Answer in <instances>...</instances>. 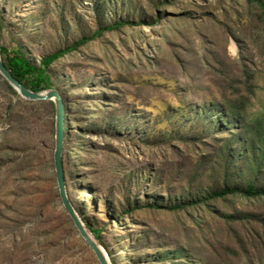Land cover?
Wrapping results in <instances>:
<instances>
[{
  "label": "rangeland",
  "instance_id": "obj_1",
  "mask_svg": "<svg viewBox=\"0 0 264 264\" xmlns=\"http://www.w3.org/2000/svg\"><path fill=\"white\" fill-rule=\"evenodd\" d=\"M259 13L247 0H0V45L34 64L70 47L45 68L65 107V188L111 264H264V198L165 206L207 194L228 143L245 177L239 128L217 131L204 109L243 99L247 121L264 117ZM27 100L0 74V264H100L58 194L54 104Z\"/></svg>",
  "mask_w": 264,
  "mask_h": 264
},
{
  "label": "trees",
  "instance_id": "obj_2",
  "mask_svg": "<svg viewBox=\"0 0 264 264\" xmlns=\"http://www.w3.org/2000/svg\"><path fill=\"white\" fill-rule=\"evenodd\" d=\"M250 4H255L259 7V19L264 30V0H247ZM128 20H116L111 24H108V28H114L116 26L124 25L128 23ZM1 29V25H0ZM70 47H65L58 49L50 54L45 55L40 64L32 63L25 53L19 48L9 49L6 46L0 45V54L4 65L10 70V72L15 76L20 82H22L26 87L38 91L49 88L50 80L49 75L46 72V67L55 59L64 49H69ZM7 87L14 94L18 95L13 87L5 80ZM28 102H37L40 100H27ZM205 113L209 116L219 117V123L217 122V131H225L226 125L234 124L239 128L237 132L230 131V139H235L241 143H244V153L245 157L243 162L246 164L244 167V178H239L237 176L241 171L238 172L234 168V156L236 151L231 147V143L226 144L224 150L220 152L221 162L213 167V171L218 170V178L210 186L207 194H197L196 198H191L187 200L176 201L171 204H166L168 208L176 209L183 208L187 205L198 204L200 202H206V199L213 197H225L229 194H240L246 197H259L264 198V117L257 119L253 122L247 121L245 113V100H237L236 102L230 99L217 103L215 108L204 109ZM222 122V124H221ZM206 127L213 126L212 120H207L204 123ZM216 127V128H217ZM207 131V130H206ZM229 142V141H228ZM72 153L79 156L76 150ZM205 164L202 167L203 173L208 171L207 162L210 159L202 158ZM202 173V172H201ZM242 175V174H241ZM199 195V196H198ZM144 205H149L152 207L158 206L155 202H146ZM163 205V204H161ZM160 205V206H161ZM143 205H140V207ZM139 207V206H138ZM81 214V211H79ZM82 220L84 221L87 228L95 236V238L106 248L107 246L101 240V232L103 228L101 226H92L86 218L82 215ZM263 221V220H262ZM108 254L109 251H108Z\"/></svg>",
  "mask_w": 264,
  "mask_h": 264
},
{
  "label": "water",
  "instance_id": "obj_3",
  "mask_svg": "<svg viewBox=\"0 0 264 264\" xmlns=\"http://www.w3.org/2000/svg\"><path fill=\"white\" fill-rule=\"evenodd\" d=\"M0 74L13 87V89L22 97L30 100L49 99L54 104V148H53V165L55 171V179L58 187V194L62 205L67 214L71 218L75 228L85 242L94 252L100 264H111L109 256L105 248L99 243L91 231L87 228L82 218L79 216L73 205L71 204L66 188L62 166V150L65 140V107L63 99L55 88H47L43 90H32L20 82L10 70L4 65L0 54ZM87 229L90 235L87 233Z\"/></svg>",
  "mask_w": 264,
  "mask_h": 264
},
{
  "label": "bare ground",
  "instance_id": "obj_4",
  "mask_svg": "<svg viewBox=\"0 0 264 264\" xmlns=\"http://www.w3.org/2000/svg\"><path fill=\"white\" fill-rule=\"evenodd\" d=\"M87 233L90 235V232L88 231V229H87Z\"/></svg>",
  "mask_w": 264,
  "mask_h": 264
}]
</instances>
